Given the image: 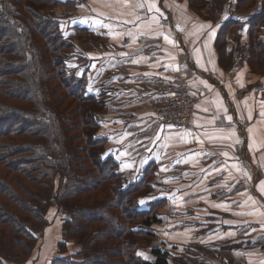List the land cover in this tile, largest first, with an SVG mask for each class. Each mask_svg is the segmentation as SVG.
I'll list each match as a JSON object with an SVG mask.
<instances>
[{"label":"trees","instance_id":"1","mask_svg":"<svg viewBox=\"0 0 264 264\" xmlns=\"http://www.w3.org/2000/svg\"><path fill=\"white\" fill-rule=\"evenodd\" d=\"M75 3L0 0V264L36 258L52 207L66 214L67 240L51 264H170L169 251L152 245L165 201L153 197L150 167L124 174L103 132L107 102L87 89L89 72L77 80L67 71L74 44L56 9ZM223 3L244 18L218 28L221 66L234 65L228 35L241 24L247 63L264 71V0ZM209 4L187 0L196 19ZM144 247L152 260L142 256Z\"/></svg>","mask_w":264,"mask_h":264},{"label":"crops","instance_id":"2","mask_svg":"<svg viewBox=\"0 0 264 264\" xmlns=\"http://www.w3.org/2000/svg\"><path fill=\"white\" fill-rule=\"evenodd\" d=\"M165 1L76 0L58 8L110 17L103 24L110 48L96 44L95 53L113 52L112 64L97 59L106 66L96 75L124 90L111 88L104 98L119 109L124 97V119L123 112L112 114L103 132L111 128L104 133L108 147L128 177L150 167L155 199L165 201L158 218L170 238V264H264V133L256 124L264 118V89L249 86L242 100L236 96L232 76L240 60L229 73L221 66L215 45L221 23L202 26L187 4L172 2L163 12ZM179 69L198 96L194 128L166 127L150 115V87L174 82ZM54 238L55 247L43 245V255L24 264H51L60 240ZM143 257L153 259L150 252Z\"/></svg>","mask_w":264,"mask_h":264},{"label":"rangeland","instance_id":"3","mask_svg":"<svg viewBox=\"0 0 264 264\" xmlns=\"http://www.w3.org/2000/svg\"><path fill=\"white\" fill-rule=\"evenodd\" d=\"M163 2V1H162ZM174 3V6H178L179 8L184 7L187 4V0H166L164 3H162V8L163 12H165V6L170 5L171 3ZM187 6V5H186ZM233 4L227 3L224 5L223 0H212V4H209V6L204 10V18L203 19H197L199 22H202V26L205 24L213 25L212 27L216 26L217 23H221L222 25L224 22L230 20L231 18H244L243 14H239L233 10V12H230L232 9ZM161 8V9H162ZM255 8V4H251L248 10H253ZM62 17V30L64 32L65 38H69V40L74 44V48L67 51L68 54H72V57L70 58L69 61H67V71L70 74V76H76L77 80H81L82 75L87 71L89 72V85L87 89L90 91H93L97 97H99L102 100H105V91L108 90L109 94L112 91H120L122 89H117L120 88V85L114 86L113 85V80L111 77H103L100 78L96 75V73L100 72L105 68V62L101 63L100 65H96L95 61L99 58H101L100 54L95 53V47L96 44L103 48V50L110 48L107 38H106V33L108 32V29L104 27L103 24H105V21H108L110 17H107L105 14H100V13H94L93 15H86L84 12H75L73 11L72 13H68V11H65L63 8H58L56 10ZM163 15V13H162ZM125 20V19H124ZM153 20V19H152ZM151 20V22H152ZM244 20V19H242ZM158 21L156 19L153 20V23H157ZM217 25V27L219 26ZM220 24V25H221ZM242 25H236L235 28H233L232 32L228 35V47L230 50L233 51L234 55V65L235 63H238V59L240 60V67L237 66L239 69L238 71L235 70L233 74V79L236 77L234 80L238 84L236 87V96H238L242 100V96L244 95L243 91H246L249 86L252 88L254 86H258L260 88V85H262V89H264V71L262 72H252L248 63H247V57H248V49L247 46H245V40H246V35L247 34V27L242 28ZM205 27V26H204ZM203 27L202 30L205 28ZM72 29L71 31H69ZM70 33H75L76 36L74 39L73 37L69 36ZM124 49V44L122 45ZM118 47L117 49L120 50L122 47ZM116 49V50H117ZM113 52H108L104 54L102 58H108L107 60L109 61V64L107 66L111 67L112 61H110V57ZM101 58V59H102ZM124 63V62H123ZM231 66V68L226 69V71L232 72L234 70L235 66ZM112 74V73H110ZM121 80L124 79V76L119 78ZM174 82H166L162 81L153 87H150V91H152L151 98L149 100V108L150 114L152 117L156 119L157 122H159L161 125H164L166 127H174L178 129H189V128H194V115H195V109H196V104L194 106V115H193V121L191 126H186V127H178L175 126L173 123H166L163 122L158 113L155 111L154 107V101L161 95L164 94L163 89L167 88L168 84H177L178 86L180 85H186L188 86V89L190 93L196 97V103L198 100V96L194 93L191 92L189 84L187 83V79L184 75V71L180 70L177 72V75L175 77ZM101 84H104L101 86ZM93 90L91 89V87ZM112 88V89H111ZM261 89V90H262ZM124 91V90H122ZM109 94L106 96V98H109ZM241 96V97H240ZM122 99H119V102H123L122 105L119 107V109L113 108L111 109L109 106L107 107V111H105L101 116V122L102 125L105 126L106 122H108L110 119H112V114L116 116L115 114L118 113V111L121 113L123 112V116L119 115L120 118L124 119V97L119 96ZM106 101V100H105ZM243 106V103L240 104V107ZM245 118H248V115L245 116ZM262 118V117H261ZM259 125L260 131L264 133V118L261 120L257 121L256 123ZM123 125V124H122ZM111 128L106 126L104 133L106 131H109ZM109 139V138H108ZM262 140V139H261ZM264 143V140H262ZM153 197L156 198L155 192L153 193ZM51 217L50 220H52V232L54 234L50 235V228L45 232V235L42 238L41 241V246L39 249V252L34 260L35 261L40 254L43 255L42 253V248L43 245L47 246L49 248H53L56 245V238L60 237L59 241H65L67 240L66 238V233L64 231V220H65V212L60 211L58 209L53 208L51 209ZM57 226V229H54ZM159 227H155V231L159 234L153 242V246H160L165 250L169 249V236H168V231L166 229H162L161 227H165L166 224L163 223L162 221L158 223ZM49 232V233H48ZM52 236V237H51ZM58 241V242H59ZM151 247H144L141 250L142 256H148ZM201 255V254H199ZM147 259V258H146ZM29 262V261H28Z\"/></svg>","mask_w":264,"mask_h":264},{"label":"built area","instance_id":"4","mask_svg":"<svg viewBox=\"0 0 264 264\" xmlns=\"http://www.w3.org/2000/svg\"><path fill=\"white\" fill-rule=\"evenodd\" d=\"M163 91L164 94L154 101V109L162 121L181 128L191 126L196 97L190 93L188 86L168 84Z\"/></svg>","mask_w":264,"mask_h":264},{"label":"snow or ice","instance_id":"5","mask_svg":"<svg viewBox=\"0 0 264 264\" xmlns=\"http://www.w3.org/2000/svg\"><path fill=\"white\" fill-rule=\"evenodd\" d=\"M165 40H168V37H165ZM169 42L171 43L172 41H169ZM133 63H136V61H133ZM262 115H264V113H262ZM228 119L231 120V117H228ZM237 143H239V141H237ZM225 155H226V153H225ZM260 190H261V193L264 194V182L261 183ZM142 203H143V201H142Z\"/></svg>","mask_w":264,"mask_h":264},{"label":"water","instance_id":"6","mask_svg":"<svg viewBox=\"0 0 264 264\" xmlns=\"http://www.w3.org/2000/svg\"><path fill=\"white\" fill-rule=\"evenodd\" d=\"M31 46L33 47V44Z\"/></svg>","mask_w":264,"mask_h":264}]
</instances>
